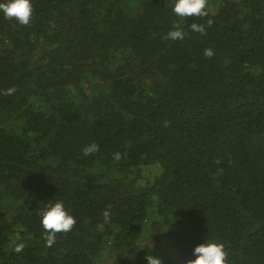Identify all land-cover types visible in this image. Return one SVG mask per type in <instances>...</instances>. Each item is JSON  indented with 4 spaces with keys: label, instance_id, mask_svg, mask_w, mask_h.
<instances>
[{
    "label": "trees",
    "instance_id": "1",
    "mask_svg": "<svg viewBox=\"0 0 264 264\" xmlns=\"http://www.w3.org/2000/svg\"><path fill=\"white\" fill-rule=\"evenodd\" d=\"M32 4L0 12V264H187L207 239L264 264V0ZM57 201L77 223L46 247Z\"/></svg>",
    "mask_w": 264,
    "mask_h": 264
},
{
    "label": "clouds",
    "instance_id": "2",
    "mask_svg": "<svg viewBox=\"0 0 264 264\" xmlns=\"http://www.w3.org/2000/svg\"><path fill=\"white\" fill-rule=\"evenodd\" d=\"M208 0H175L173 7L174 13L179 17H205L207 12ZM0 12H2L6 19L15 20L21 25L28 26L33 17L34 7L32 0H6L4 3H0ZM212 20L207 21V26H211ZM191 30L198 32L201 35H206V27L203 24L192 23ZM166 39L171 40H183L185 33L180 29L178 24L174 25L173 30H170ZM204 55L207 58H212L214 55L213 49H205ZM15 89L5 90V95H10ZM99 151V145L92 143L83 149L84 155H89ZM121 153L116 152L113 159L119 161L121 159ZM110 211L105 210L103 213L105 221L110 218ZM41 224L46 233L45 236L46 247H51L56 242L57 234L61 232L71 231L77 221L76 218L70 214L66 209L62 201H57L54 204H49L45 210L41 212ZM25 245L17 244L14 251L19 253L23 251ZM193 255L196 256L194 260H188L187 264H229L228 252L225 249V245L222 242L209 241L200 244L195 247ZM148 264H164L163 260L148 255L146 257Z\"/></svg>",
    "mask_w": 264,
    "mask_h": 264
},
{
    "label": "rangeland",
    "instance_id": "3",
    "mask_svg": "<svg viewBox=\"0 0 264 264\" xmlns=\"http://www.w3.org/2000/svg\"><path fill=\"white\" fill-rule=\"evenodd\" d=\"M154 174H158L157 167H147L144 169V175L150 177L151 179L154 177ZM113 259H108L106 256H102V264H110Z\"/></svg>",
    "mask_w": 264,
    "mask_h": 264
}]
</instances>
